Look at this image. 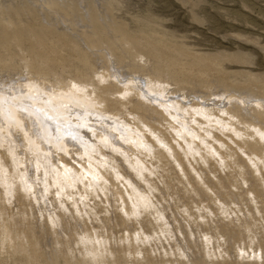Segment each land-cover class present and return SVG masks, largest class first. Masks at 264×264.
Returning a JSON list of instances; mask_svg holds the SVG:
<instances>
[{"label": "rangeland", "instance_id": "1", "mask_svg": "<svg viewBox=\"0 0 264 264\" xmlns=\"http://www.w3.org/2000/svg\"><path fill=\"white\" fill-rule=\"evenodd\" d=\"M107 66L116 75L134 77L137 74L135 77L143 78V82L146 78H158L159 83L162 82L160 86L166 91H176L169 93V98L187 104L192 99L198 100L200 95H204L205 103L210 107L213 106L212 102H217L215 108H231L236 102L233 99L229 102L226 98H218V101L219 96L233 94L238 100L244 99L247 105L238 103L242 106L238 111L241 116L235 118L238 120L236 122L234 118L232 120L233 126H239V135L219 122L218 126L216 122H211L204 125L210 131L203 136L205 142L193 139V146L199 147L197 150L178 139L180 143L177 144L174 140L170 141L174 150L169 153L163 145L155 142L156 149L164 154L165 166L162 161L157 162L156 167H164L162 171L155 172L153 158L150 165L144 164L146 167L141 170L142 173H137V180L140 182L142 179L139 185L141 189L130 197L123 183L112 178V174L109 176L112 182L119 184L110 185L108 182L105 188L97 186V181L89 183L85 179L79 180V177H74L72 183L63 179L64 176L59 174L60 158L68 162L75 156L52 149L53 155H43L52 159L50 162L53 165L44 162L28 141L24 143L22 130L20 134V129L11 126L8 131L12 132H6L7 128L4 127L10 124L3 122L0 109V126L3 127L1 132L4 136H0V156L7 160L5 168L13 174L11 177L6 171L7 176L15 181L9 186L10 191L0 182V264H264V140L253 130L259 127L264 130V117L255 115L250 109L256 100L264 102V0H0V96L2 93L5 96L2 102L6 107L10 106L32 122L40 138L44 137L43 132L40 133L44 128H41H47V124L50 128L53 126L51 131L56 132L59 127L69 126V122L61 120V115L41 112L49 111L52 106L43 104L41 98L47 102L46 96L41 88L39 91L35 86H30L31 81L35 78L36 84L50 95L51 91L57 92L55 88L62 92L71 87L72 79L86 76L95 80L101 71L107 72ZM106 80L108 82L110 79ZM180 94H188L189 100H182ZM21 95L22 98H19ZM98 95L100 99H111L100 92ZM224 114L222 116L227 117ZM248 121L252 122L251 126ZM75 128L81 133L83 130L82 136L86 132L90 134L83 126ZM164 135L170 136L168 132ZM171 135L174 136L173 132ZM250 135H253V139L249 140ZM75 136L79 137L78 134ZM241 137L244 140H240ZM63 139L66 142L67 136ZM246 139L250 145L254 144L255 139L260 145L263 144L260 148L254 145V149L251 146L250 149L249 145L245 148ZM72 140L68 143L78 147L75 143L77 139ZM240 142L246 144L243 146ZM13 147L19 157L22 156L21 167L13 165ZM210 147H215V153L211 151L213 149H208ZM68 148L71 150L73 147ZM151 151L155 153L154 149ZM231 152H234L233 155ZM54 155L60 157L55 158ZM247 157L255 159L250 161ZM69 163L77 167L74 161ZM18 171L20 174L26 171L25 178ZM26 177L29 178L27 183ZM30 181L37 183H34V196L31 188L27 190ZM108 189L109 192L122 191L126 204L117 199L118 194L112 195ZM136 197L140 201L139 207L133 203ZM123 205L129 207V214L123 211ZM59 212L62 215L65 213L62 217L65 224Z\"/></svg>", "mask_w": 264, "mask_h": 264}, {"label": "bare ground", "instance_id": "2", "mask_svg": "<svg viewBox=\"0 0 264 264\" xmlns=\"http://www.w3.org/2000/svg\"><path fill=\"white\" fill-rule=\"evenodd\" d=\"M39 3V2H38ZM87 36V35H86ZM106 49V48H105ZM91 52V51H90ZM106 56V55H105ZM108 59V58H107ZM111 59V58H110ZM97 61V60H96ZM102 61V60H101ZM100 61V62H101ZM108 61V60H107ZM105 63V62H104ZM109 63V62H108ZM101 64V63H100ZM107 64V63H106ZM26 65V64H25ZM108 65V64H107ZM110 65V64H109ZM105 67V66H104ZM30 68V67H29ZM107 68V72L104 73V70L103 71H99L100 72V75L97 76V78L95 80H93L92 78H85L84 76L81 77H78L76 80L75 79H72V86L71 84H65L66 85H69L71 87H67L66 90L60 92L58 91V89L55 88L56 91H54V93H51L49 92L50 95H48L47 92H44L42 90L43 87L41 86H38L36 83H37V80L36 82L34 81V76H33V81H31L32 85L30 86H35L34 88L36 90H41V92L44 94V96H46L45 99H47V102L43 101V98H41L43 104H47V107L48 106H52L50 107V110L52 108V111H54L55 113H53L52 111H45L44 107L41 106L43 108L44 111H41V112H48L49 115H53L55 116L56 114L58 116H60L61 120L65 121V123L69 122V126L67 125H64L65 127H62V128H58V130L56 132L54 131H51L53 130L54 128H50L48 127V124H47V128H50V129H47L44 127L40 128L41 129H47V130H44L41 131L40 133L43 134V138H40L39 135L36 133V129L35 127H33L32 125V122H30L27 118H25L24 116L18 114V112H15V110L13 108H11L10 106L9 107H6L5 106V102H2L5 100V96L3 97V93L2 95L0 96V102H1V105H0V109L2 111V115L4 117V121L3 122H8L10 125L4 127L5 129L7 128L6 132H9L10 131V127L13 126V128H18L20 129V134H21V130L24 132L25 134V141L24 143H26V141H28V143L31 144L32 148H33V151L36 152L38 154V156H42V158L44 159V162L46 161V163L50 164V165H53L50 161V160L46 155H53V150L54 149H58L60 151H64V152H69V155L70 153L73 154L75 157H73L72 161H74L76 164H77V167L75 166V164L73 163H69L68 162H72V161H68V162H65L62 160V158H60V162H59V167H60V171L61 173L59 174H62L64 176L63 179H65L66 181L72 183L73 178L74 177H79V180H87L89 183L91 181H97V186H102V187H106L108 184V182H110V185H118V184H115L114 182H112V179L111 177L113 178H116L118 179L119 181L118 182H121L123 183L122 186L124 187V190L125 192H127V194L131 197H133L135 194H137V192L139 193L141 187L139 186L140 185V182L142 181V177H140L139 180L138 177H137V173L138 172H141L142 173V169H145V165L144 164H149L152 163V158L154 159L153 162L155 163H152V166L155 168V172H157V170H160L162 171L163 170V167L165 166L164 162L165 160H163V153H162V150L160 149H156L157 148V144H159L160 146L163 145L164 148L169 152V153H172L173 150H174V147L172 146V143L170 141L173 142V140L177 143H180L179 140H181L185 145H187L188 147L191 146L193 147L195 150H197V148H199L198 146H193L194 144V141L193 139H198L199 142H205V138L203 137L205 133H210L209 129H207L206 127H204V125L206 126L207 123H211L213 124V122L215 123L216 122V125L217 123L219 122L220 125H224L226 126L228 129H230V131H233L234 133H239L240 130L237 129V127L233 126L234 122L238 121L237 119L235 120V118H237L238 116H241V114L238 115V113L240 112L241 110V107L239 104L242 103L241 105L245 106V102L243 101V95H241V98L243 100H238L236 99L235 97H233L231 94H228L227 96L225 97H217V99L219 98L221 100L226 98L227 100H229V102H231V99H233L234 101L237 102V100L239 102H233L234 104L231 105V108L229 106V108H226V107H221V106H217L215 108V105H217V102H212V107L208 106L206 103H205V97L204 95L200 97H198V100L201 99V101L199 102L198 100L196 99H192L191 102H189L187 104V102H181L179 99H172V98H169L170 96L168 95L169 93L171 94H174V90L172 91H166L164 87H161L160 84L162 83H159V79L156 78L151 80L149 77V79H145V81L143 82L142 80H144L142 78V80L138 77H135L137 76V74H135V76L133 77V75L131 77H124L122 75H116L117 73L113 72V71H110V68L109 66L106 67ZM119 68V67H118ZM32 69V68H31ZM28 69H26L27 71ZM42 71V69H40ZM106 70V69H105ZM28 71H31V70H28ZM34 71V70H33ZM38 71V70H37ZM40 71V72H41ZM115 71V70H114ZM25 72V71H23ZM40 72H38V74H40ZM119 72V71H118ZM143 72V71H142ZM27 74H29L28 72H26ZM26 73H22L23 75H25ZM36 73V71H35ZM122 73V72H121ZM139 73V72H138ZM17 76H18V73H16ZM34 74V73H33ZM32 74V75H33ZM37 74V75H38ZM44 74V72L42 73V75ZM96 74H98V72H96ZM15 75V74H13ZM36 75V74H35ZM144 75V74H143ZM149 75V74H147ZM1 76V75H0ZM5 76V75H4ZM10 76V75H9ZM8 76V77H9ZM21 76V75H20ZM7 77V78H8ZM28 77V75L26 76ZM25 77V78H26ZM39 77V76H38ZM145 77V76H144ZM1 78V77H0ZM45 78L46 80L47 77H43ZM56 78V77H55ZM106 78H109L110 80H106ZM5 79V78H4ZM18 80V78H16ZM38 79V78H37ZM40 79H41V76H40ZM158 79V80H157ZM25 80H29V79H25ZM24 80V81H25ZM31 80V79H30ZM29 80V81H30ZM44 80V79H43ZM55 80V79H53ZM59 80V78H58ZM39 81V79H38ZM51 81V80H49ZM47 81V82H49ZM57 81V80H56ZM18 82V81H17ZM15 82V83H17ZM21 82V81H20ZM57 82H60V81H57ZM63 82V81H62ZM106 82V83H105ZM113 82V83H111ZM1 83L3 84V82L1 81ZM9 83V82H8ZM11 83V82H10ZM9 83V84H10ZM19 83V82H18ZM42 83V82H41ZM45 83V82H43ZM53 83V82H52ZM56 83V82H55ZM70 83V81H69ZM168 83V82H167ZM30 84V83H29ZM27 84V85H29ZM51 84V82H50ZM57 84V83H56ZM55 84V85H56ZM64 84V83H62ZM5 85V84H3ZM13 85V84H12ZM11 85V86H12ZM20 85V84H19ZM43 85V84H42ZM47 85V84H46ZM49 85V84H48ZM15 86H17L15 84ZM14 86V88H15ZM21 86V85H20ZM24 86V85H22ZM29 86V87H30ZM60 86V85H59ZM90 86V88H89ZM25 87V86H24ZM28 87V86H27ZM50 87V86H49ZM54 87V86H53ZM57 87V86H56ZM61 87V86H60ZM167 87V86H166ZM18 88V87H16ZM23 88V87H22ZM32 89V87H30ZM29 88V89H30ZM59 88V87H58ZM170 88V87H169ZM209 89L211 87H208ZM213 88V87H212ZM3 89V88H2ZM1 89V90H2ZM20 89V88H19ZM24 89V88H23ZM26 89V87H25ZM50 89L54 90V88H51ZM114 91H113V90ZM207 89V92L208 90ZM28 90V89H27ZM26 90V91H27ZM39 90V91H40ZM62 90V88H61ZM111 90V91H110ZM10 91V90H9ZM38 91V92H39ZM178 91V90H177ZM211 91V90H210ZM213 91V90H212ZM5 92V91H4ZM12 92V91H10ZM29 92H32V91H29ZM34 92V91H33ZM102 93L103 95H105L106 97H110V101H108L107 99H100V96L98 95V93ZM215 92L217 93V91L215 90ZM214 92V93H215ZM223 92V91H221ZM227 92V91H226ZM213 93V94H214ZM220 93V92H219ZM1 94V93H0ZM5 94H8L5 92ZM15 94V93H14ZM12 94V95H14ZM19 94H22L19 92ZM26 94V93H25ZM27 94H28V91H27ZM31 94V93H30ZM29 94V95H30ZM39 94V93H38ZM42 94V96H43ZM115 94H117L118 96L115 97ZM250 94V93H249ZM18 95V93H17ZM16 95V96H17ZM23 95V94H22ZM22 95L21 97L19 98H22ZM28 95V96H29ZM33 95V93H32ZM181 95V94H180ZM188 95V94H186ZM186 95H181V99L182 100H189L188 99V96ZM211 95V94H210ZM209 95V96H210ZM246 94H244L245 96ZM20 96V95H19ZM206 96V95H205ZM214 96V95H213ZM211 96V97H213ZM217 96V94H216ZM215 96V97H216ZM8 97H10L8 95ZM14 97V96H13ZM32 97V96H30ZM35 98V96H33ZM38 97V95H37ZM193 97V96H192ZM240 97V96H239ZM246 97V96H245ZM252 97V96H251ZM11 98V97H10ZM8 98V99H10ZM18 98V97H17ZM33 98V99H34ZM58 98H61L62 100L58 99ZM190 98V97H189ZM214 98V97H213ZM248 98V97H247ZM14 99V98H13ZM16 99V97H15ZM32 99V100H33ZM207 99V98H206ZM218 99V101H220ZM225 99V101H226ZM249 99V98H248ZM255 99V97L253 98ZM258 99V97H257ZM12 100V99H11ZM24 100V98H23ZM27 100H28V97H27ZM38 100V99H37ZM9 101V100H8ZM29 101H30V98H29ZM35 101V99H34ZM40 101V100H39ZM38 101V102H39ZM40 101V102H41ZM204 101V102H202ZM210 101V99L208 100ZM213 101V100H211ZM252 101V100H251ZM18 102H21V101H18ZM17 102V103H18ZM248 102V101H247ZM255 102V101H254ZM7 103V101H6ZM22 103H24L22 101ZM31 103V101H30ZM33 103V102H32ZM37 103V102H36ZM220 103V102H219ZM224 103V102H223ZM239 103V104H238ZM264 102H260L256 100V103H252L254 104L253 106L250 105V106H247V107H250V109H252L251 111L255 113V115H258L260 116L261 118L264 117ZM20 104V103H19ZM28 104V101L27 103H25V105ZM41 104V103H39ZM222 104V102H221ZM14 105V104H13ZM24 105V104H23ZM35 105V103H34ZM226 105V104H225ZM247 105V104H246ZM8 106V105H7ZM12 106V104H11ZM17 106V105H16ZM39 106V105H38ZM45 106V105H44ZM154 106V107H153ZM21 107L23 108V106L21 105ZM28 107L32 108L31 105ZM36 107V106H35ZM247 107H244V108H247ZM8 111H6L7 109ZM19 108V107H18ZM37 108V107H36ZM40 108V106L38 107ZM243 108V110H244ZM25 109V108H24ZM29 109V108H28ZM49 109V108H48ZM27 110V109H25ZM31 110V109H30ZM30 110H28V112H30ZM41 110V109H40ZM247 110V109H245ZM21 111V110H20ZM35 113H36V109L34 110ZM38 111V110H37ZM239 111V112H238ZM249 111V109H248ZM25 112V111H24ZM33 112V110L31 111ZM30 112V113H31ZM250 112V111H249ZM251 112V113H252ZM22 113V112H21ZM27 113V112H25ZM34 113V112H33ZM225 113L227 115V117H224L222 116V114ZM249 113V114H251ZM253 113V114H254ZM1 114V112H0ZM42 114V113H41ZM40 114V115H41ZM73 114V115H71ZM224 114V115H225ZM26 115V114H25ZM29 115V114H28ZM31 115V114H30ZM35 115V114H34ZM48 115V114H47ZM46 115V116H47ZM70 115L72 116V118H70ZM247 115V113H246ZM45 116V114H44ZM118 116V117H117ZM250 116V115H249ZM257 116V117H258ZM30 117V116H29ZM28 117V118H29ZM34 117V116H33ZM38 117V116H36ZM40 117V116H39ZM57 117V116H56ZM244 117V116H243ZM2 118V117H1ZM42 118V116H41ZM46 118V117H45ZM53 118V117H52ZM59 118V117H57ZM157 118V119H155ZM202 118V120H201ZM211 118V119H210ZM234 118V120H233ZM252 118V117H251ZM250 118V119H251ZM3 119V118H2ZM1 119V120H2ZM47 119V118H46ZM49 119V118H48ZM51 119V118H50ZM49 119V120H50ZM55 119V117H54ZM74 121H71L73 120ZM162 119V121H161ZM240 119V118H238ZM249 119V121H250ZM38 120V119H37ZM36 120V122H37ZM42 120V119H41ZM40 120V121H41ZM234 122H233V121ZM245 120V119H244ZM247 120V119H246ZM261 120V119H260ZM264 120V119H262ZM261 120V121H262ZM47 121V120H46ZM45 121V122H46ZM52 121V120H51ZM248 121V122H249ZM35 122V121H34ZM42 122V121H41ZM47 122H50V121H47ZM73 122V123H72ZM74 122H76L74 124ZM164 122V123H163ZM38 123V122H37ZM64 123V122H63ZM218 123V124H219ZM240 123V122H239ZM242 123V122H241ZM246 123V122H245ZM252 122H249V125L251 124ZM260 123V122H258ZM262 123V122H261ZM50 124V123H49ZM53 124V123H52ZM58 124V123H57ZM211 124V125H212ZM244 124V123H243ZM247 124V123H246ZM256 124V123H255ZM253 124V125H255ZM37 125V124H36ZM44 125V123L42 124ZM210 125V127H211ZM235 125H238L235 123ZM242 125V124H241ZM240 125V126H241ZM60 126H63V125H60ZM83 126V129L86 128L88 130V132L91 134H88L87 135V132L86 134L84 133L83 136H82V133H83V130H82V133L80 132V130H77V128L75 127H79L81 128ZM218 126V125H217ZM245 126V124H244ZM243 126V127H244ZM251 126V125H250ZM257 127V125H255ZM261 126V125H259ZM39 127V126H38ZM214 127V125H213ZM242 127V128H243ZM2 126H0V136L1 138L4 137L3 134H2ZM12 128V127H11ZM37 128V127H36ZM246 129V127H244ZM254 127L252 126V129ZM262 128V127H261ZM260 127L259 129L256 128V129H253L256 133V135H258L262 140H264V130H262ZM9 129V131H8ZM218 129V128H217ZM221 129V128H220ZM226 129V128H225ZM224 129V130H225ZM249 129V127H248ZM17 130V129H16ZM227 130V129H226ZM251 130V128H250ZM5 131V130H4ZM18 131V130H17ZM40 131V130H38ZM223 131V130H222ZM229 130L227 131L228 135L231 134ZM243 132V130H241ZM12 132V131H11ZM9 132V133H11ZM16 132V131H15ZM14 132V133H15ZM166 132H168V134H170L169 138L166 137L164 134H166ZM171 132H173L174 136L171 135ZM246 132V131H244ZM243 132V133H244ZM249 132V130H248ZM5 133V132H4ZM17 133V132H16ZM15 133V134H16ZM78 134L79 137L77 138L75 136V134ZM14 134V135H15ZM18 134V133H17ZM147 134V135H146ZM241 134V133H240ZM250 134V133H249ZM254 134V133H253ZM65 135L67 136V141L65 142V139H63L65 137ZM208 135V134H207ZM210 135V134H209ZM212 135V134H211ZM219 135V134H218ZM221 135V134H220ZM239 135V134H238ZM237 135V136H238ZM242 135V134H241ZM246 135H248L246 133ZM11 136V135H9ZM20 136V135H19ZM150 136L151 139L148 137ZM176 136V138H174ZM213 136V135H212ZM233 136V135H232ZM245 136V135H244ZM253 137V135H250L249 137V140ZM12 137V136H11ZM92 137V138H90ZM211 137V136H209ZM234 137V136H233ZM240 137V136H238ZM246 137V136H245ZM244 137V138H245ZM23 138V137H22ZM69 138V139H68ZM77 139L75 140V143L76 145H78V147H74V146H71V142L68 143L69 140H72V139ZM213 138V137H211ZM216 138V137H215ZM231 138V137H230ZM242 139L240 140H244L243 137H241ZM256 138V136H255ZM11 139V138H10ZM169 139V140H167ZM177 139V140H175ZM179 139V140H178ZM214 139V138H213ZM228 139V138H227ZM253 139V138H252ZM13 140V138H12ZM20 140V138H19ZM221 140V138L219 139ZM238 140V139H237ZM239 140V141H240ZM257 140H259L257 138ZM256 139H255V142L254 145L255 147H261L262 144L260 145ZM16 141L18 142V136L16 138ZM15 141V142H16ZM73 141V140H72ZM216 141V140H214ZM16 142V143H17ZM21 142V141H20ZM23 142V140H22ZM156 142V143H155ZM220 142V141H219ZM245 142V141H244ZM263 142V141H262ZM15 143V144H16ZM217 143V142H215ZM223 143V142H221ZM228 143V142H227ZM237 143V141H236ZM240 143H243V142H240ZM247 143V146L245 145ZM246 143L244 144L243 143V146L245 145V148L251 146L248 142H247V139H246ZM9 144V143H8ZM18 144V143H17ZM29 144V145H30ZM69 144V145H68ZM214 144V143H213ZM14 145V144H13ZM22 145V144H21ZM48 145H50V147H47ZM235 145V144H232V146ZM240 145V144H239ZM17 146V145H16ZM15 146V148H16ZM72 148L71 150H68L69 147ZM221 146V144H220ZM264 146V145H263ZM23 147V146H22ZM27 147V146H25ZM250 147V149H251ZM20 148V147H18ZM17 148V150H18ZM75 148V149H74ZM215 148V147H214ZM214 148L213 147H210L208 149H213L211 151H214ZM225 148V147H224ZM244 148V147H243ZM253 148V147H252ZM263 148V147H262ZM23 150V148H21ZM20 149V151H21ZM25 149V148H24ZM53 149V150H52ZM154 149V154H153V150ZM206 149V148H205ZM223 149V148H222ZM221 149V150H222ZM242 149V148H241ZM249 149V148H248ZM247 149V150H248ZM254 149V148H253ZM252 149V150H253ZM16 149H14L13 147V151H14V155H13V151L11 152L12 154V157L14 158V163L13 165L14 166H17L20 164H22V154L25 152L23 150V153L20 155L21 158L19 157V155L17 154L18 152L15 151ZM156 150V151H155ZM251 150V152H252ZM40 151V152H39ZM207 151V149L205 150ZM210 151V152H211ZM235 151V150H234ZM244 151V150H243ZM241 150V152H243ZM258 151V150H256ZM255 150L253 152H256ZM262 151H264L262 149ZM56 152V151H55ZM59 152V151H58ZM197 152V151H196ZM217 152V151H216ZM224 152V151H222ZM226 152H228L226 150ZM236 152V151H235ZM247 152V151H246ZM250 152V150H249ZM10 153V152H9ZM26 153V152H25ZM43 153H45L43 155ZM57 153V152H56ZM60 153V152H59ZM66 153V154H67ZM215 153V151H214ZM232 153V152H231ZM234 153V152H233ZM232 153V155H233ZM257 153V152H256ZM62 154V153H61ZM60 154V155H61ZM138 154H143L141 156H138ZM210 154V153H209ZM224 154V153H223ZM237 154V153H236ZM246 154V153H245ZM248 154V152H247ZM258 154V153H257ZM260 154V152H259ZM258 154V155H259ZM18 155V156H17ZM25 155V154H24ZM65 155V154H64ZM63 155V156H64ZM153 155V156H152ZM217 155V153H216ZM226 154H224L223 156H225ZM254 155V154H253ZM35 156V155H34ZM220 156V154H219ZM229 156V155H228ZM231 156V155H230ZM51 157V156H50ZM55 157V155H54ZM57 158H59L57 155H56ZM55 157V158H56ZM65 157V156H64ZM72 157V156H71ZM146 157L148 158L149 157V160L147 161L146 160ZM226 158H228L227 156H225ZM237 157H240V156H237ZM255 157H258L255 155ZM248 158V157H247ZM254 158V157H253ZM252 157H249L248 159L253 160ZM0 182L2 184H4L5 187H7L6 189L8 191H10L8 188L9 186H11L12 184H14L15 181H11L9 176L13 177V174L11 175L10 174V169H6L5 167H7L8 163H7V160H5L3 158V156H0ZM24 159V158H23ZM26 159V158H25ZM66 159V158H65ZM70 158H68L69 160ZM83 159V160H82ZM220 159V158H219ZM229 159V158H228ZM241 159V158H240ZM255 159V158H254ZM259 159V158H257ZM56 160V159H55ZM59 160V159H58ZM263 160V159H262ZM25 161V160H24ZM23 161V162H24ZM159 161H162L164 166H161V165H158L156 167V164L157 162ZM206 161V160H205ZM37 162H39L37 160ZM56 162V161H55ZM54 162V163H55ZM86 162V163H85ZM162 162H159V163H162ZM166 162V161H165ZM225 162V161H224ZM232 162V161H231ZM230 162V163H231ZM240 162H242L240 160ZM259 162V161H257ZM264 161H262L263 163ZM28 163V162H27ZM158 163V164H159ZM235 163V162H234ZM238 163V162H237ZM246 163V162H245ZM255 163V161H254ZM260 163V162H259ZM57 164V163H55ZM85 164V165H84ZM257 163H255L254 165L256 166ZM28 165V164H27ZM38 165V164H36ZM150 165V164H149ZM233 165V163H232ZM235 165V164H234ZM237 165V164H236ZM17 166V167H19ZM23 166V165H22ZM25 166V165H24ZM32 166V165H31ZM30 166V167H31ZM145 166V167H144ZM259 167H261V165H258ZM21 167V166H20ZM107 167V168H106ZM167 167H169L167 165ZM206 167V166H205ZM208 167V166H207ZM216 166H214L213 168H215ZM10 168V167H8ZM49 168V167H48ZM115 168V169H114ZM108 169H110L112 172H110ZM167 169V168H166ZM203 169V168H202ZM18 170V169H17ZM16 170V171H17ZM21 170V169H20ZM23 170V169H22ZM25 170V169H24ZM40 170V169H39ZM165 170V169H164ZM218 170V169H217ZM248 170L250 171L251 169H249L248 167ZM6 171H8V174L9 176H7V173ZM153 171V170H152ZM168 171V169H167ZM199 171L200 168H199ZM253 171V170H252ZM19 172V175L22 174V177L25 178V172H21L20 174V171ZM17 172V173H18ZM16 173V172H15ZM159 173V172H158ZM250 173V172H249ZM28 174V173H27ZM108 176H107V175ZM111 175V177H109ZM157 174V173H156ZM162 174V173H161ZM200 174V172H199ZM242 174V173H241ZM201 175V174H200ZM250 175V174H249ZM137 178H136V177ZM40 177V176H39ZM167 177V176H166ZM27 178V177H26ZM28 179H25V183L28 182ZM152 179V178H151ZM159 179V178H158ZM162 179V178H161ZM159 179V180H161ZM253 179V177H252ZM264 179V178H263ZM72 180V181H71ZM195 180V179H194ZM41 181V180H40ZM151 181V180H150ZM165 181V180H164ZM191 181V180H190ZM189 181V182H190ZM207 181V180H206ZM209 181V180H208ZM254 181V180H253ZM256 181V180H255ZM254 181V182H255ZM66 182V183H68ZM88 182H87V185H88ZM154 182V181H153ZM210 182V181H209ZM257 182V181H256ZM35 182H31L28 184L27 186V190L29 188L32 189V192L33 193V196H34V193H35ZM143 183V182H142ZM145 183V182H144ZM164 183V182H163ZM196 183V182H195ZM76 184V183H75ZM86 184V183H85ZM149 184V183H147ZM152 184V183H151ZM151 184H150V187H151ZM165 184V183H164ZM193 184V183H192ZM207 184V182H206ZM64 185V184H62ZM84 185V184H83ZM145 185V184H144ZM209 185V184H208ZM16 186V185H15ZM39 186V185H38ZM56 186V185H55ZM75 186V185H74ZM77 186V185H76ZM81 186V185H80ZM89 186V185H88ZM92 186V185H91ZM142 186V185H141ZM157 186V185H156ZM2 187V186H1ZM41 187V186H40ZM68 187V186H67ZM79 187V186H78ZM90 187V186H89ZM144 187V186H143ZM148 188V186H146ZM194 187V186H193ZM207 187V186H206ZM210 187V186H209ZM208 187V188H209ZM3 188V187H2ZM74 188V187H73ZM85 188V187H82V189ZM111 188V187H110ZM109 188V189H110ZM113 188V187H112ZM115 188V187H114ZM155 188V187H153ZM211 188V187H210ZM16 189L15 188H12V191H14ZM60 189V187H59ZM81 189V188H79ZM100 189V188H99ZM109 189H108V192H109ZM117 189V188H116ZM143 189V188H142ZM156 189V188H155ZM195 189V188H194ZM25 190V191H27ZM107 190V188H106ZM121 190V189H120ZM151 190V189H149ZM158 190V189H156ZM5 191V190H4ZM24 191V192H25ZM31 191V190H30ZM38 191V190H37ZM57 191V190H56ZM61 191V190H60ZM65 191V190H63ZM84 191V190H83ZM88 191V190H87ZM142 191V190H141ZM71 192V191H70ZM85 192V191H84ZM106 192V191H105ZM122 191H110L109 193L112 194V195H116L118 194V198L117 199H121L122 203L123 204H126V201H125V198H124V195H122L121 193ZM195 192V191H194ZM2 193V192H1ZM37 193V192H36ZM65 193V192H63ZM62 193V195H63ZM82 193V192H81ZM145 193V192H144ZM179 193V192H178ZM55 194V193H54ZM73 194V193H72ZM177 194V193H176ZM6 195V194H5ZM12 195V194H11ZM37 195V194H36ZM40 196H42L43 198V195L39 194ZM69 195V193L67 194ZM233 195V194H232ZM236 195V194H235ZM234 195V196H235ZM64 196V195H63ZM71 196V195H70ZM59 197V196H58ZM141 197V196H140ZM139 197V198H140ZM36 198V197H35ZM37 198H39L37 196ZM76 198V197H75ZM137 198V197H136ZM142 198V197H141ZM140 198V199H141ZM219 198V197H217ZM61 199V198H60ZM116 199V200H117ZM131 199V198H130ZM59 200V198H58ZM110 200V199H109ZM135 200V199H133ZM131 200V201H133ZM147 200V199H145ZM156 200V199H155ZM155 200L153 201L155 203ZM160 200V199H159ZM44 201V200H43ZM60 201V200H59ZM118 201V200H117ZM139 199L137 198L135 201H133L134 205L135 206H138L139 207ZM223 201V200H222ZM236 201V200H235ZM37 202V201H36ZM39 202V201H38ZM70 202V201H69ZM120 202V200H119ZM147 202V201H146ZM158 202V201H157ZM144 203V202H143ZM67 204V203H66ZM156 204V203H155ZM51 205V204H50ZM91 205V204H90ZM159 205V204H158ZM48 206V205H47ZM153 207V206H152ZM173 207V206H172ZM74 208V207H73ZM122 208V207H121ZM123 211L128 213L129 214V210L127 206L123 205ZM159 208V207H157ZM160 209V208H159ZM108 210V209H107ZM41 211V210H40ZM131 211V210H130ZM176 211V210H175ZM58 212V210H57ZM161 212V211H160ZM178 212V211H177ZM45 213V212H43ZM150 213V212H149ZM162 213V212H161ZM60 214V212H59ZM111 214V213H110ZM163 214V213H162ZM61 215V220H62V223L65 224L64 220L62 219V217L65 215V213ZM59 215V216H60ZM174 215V214H173ZM51 217V216H50ZM57 217V215H56ZM168 217V216H167ZM166 217V218H167ZM174 216H172L173 218ZM164 218V217H163ZM57 218H55L56 220ZM60 219V218H59ZM57 219V220H59ZM175 219V218H174ZM132 220V219H131ZM168 221V220H167ZM60 221H58L59 223ZM56 223V224H58ZM168 225V224H167ZM170 225V224H169ZM172 225V224H171ZM61 226V225H60ZM63 226V225H62ZM132 230V229H131ZM146 232V231H145ZM167 232V231H165ZM182 232V231H181ZM180 232V233H181ZM144 234V232H142ZM147 233V232H146ZM88 235V233H86ZM142 234V235H143ZM222 234V233H221ZM86 235V236H87ZM90 235V234H89ZM103 235V234H102ZM107 235V234H106ZM104 236V235H103ZM126 236V235H125ZM169 236V235H168ZM185 236V235H184ZM210 236V235H209ZM220 236V235H219ZM223 236V235H222ZM91 237V236H90ZM128 237H130L128 235ZM165 237V236H164ZM175 238H177L176 236H174ZM180 237V236H179ZM212 237V236H211ZM221 237V236H220ZM132 238V237H131ZM174 238V240H175ZM209 238V237H208ZM179 239V238H177ZM76 240V239H75ZM88 239H86L87 241ZM93 240V239H92ZM91 240V241H92ZM131 240V239H129ZM143 240V239H142ZM160 240V239H159ZM211 240V239H210ZM95 241V240H94ZM94 241L91 243L93 244ZM102 241V240H101ZM176 241V240H175ZM213 241V240H212ZM98 242V241H97ZM100 242V241H99ZM176 243H179L178 241ZM182 243V242H181ZM212 243V242H211ZM100 245V244H98ZM184 245V244H182ZM96 246V245H94ZM93 246V247H94ZM99 247V246H98ZM97 247V248H98ZM151 247V246H150ZM181 247V246H180ZM89 248V247H88ZM86 248V249H88ZM179 248V247H178ZM93 249V248H92ZM181 250V249H180ZM93 251V250H92ZM95 251V249H94ZM93 251V253H94ZM245 251V250H244ZM197 251L195 250V253ZM247 252V250H246ZM187 254V253H186ZM188 255V254H187Z\"/></svg>", "mask_w": 264, "mask_h": 264}]
</instances>
